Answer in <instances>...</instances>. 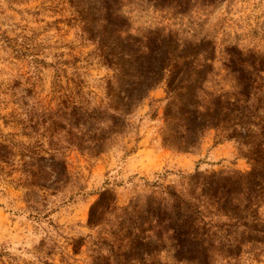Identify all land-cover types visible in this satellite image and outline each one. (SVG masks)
Listing matches in <instances>:
<instances>
[{
	"label": "rangeland",
	"instance_id": "obj_1",
	"mask_svg": "<svg viewBox=\"0 0 264 264\" xmlns=\"http://www.w3.org/2000/svg\"><path fill=\"white\" fill-rule=\"evenodd\" d=\"M71 12L67 0H0V264H86L121 207L162 196L167 186L180 190L196 168L204 173L248 169L239 146L216 140L212 130L191 152L163 146L162 85L125 118L99 153L93 132L64 126L50 134L47 123L35 125L58 106L91 108L106 102L110 71L69 21ZM121 12L133 35L172 30L184 39L214 42L213 70L198 92L201 108L217 95L237 96L226 47L264 57V0L197 4L187 14L146 0H122ZM106 188L115 209L104 212L98 225H88L89 206ZM258 212L264 218V199ZM156 230L163 247L155 258L182 264L172 256L171 231L152 226L148 234ZM75 239H81L76 253ZM227 261L216 256L213 264ZM237 264H264V243L245 247Z\"/></svg>",
	"mask_w": 264,
	"mask_h": 264
},
{
	"label": "trees",
	"instance_id": "obj_2",
	"mask_svg": "<svg viewBox=\"0 0 264 264\" xmlns=\"http://www.w3.org/2000/svg\"><path fill=\"white\" fill-rule=\"evenodd\" d=\"M67 1L72 11L69 21L93 45L91 54L110 71L104 86L106 102L91 108L84 103L58 106L44 112L35 125L47 123L50 134L64 126L69 131L93 132L99 153L125 118L162 85L166 100L160 130L163 146L191 152L212 130L216 140L235 142L248 165L245 171L204 173L196 168L185 176L180 190L167 186L162 196L121 207L105 232L108 236L100 237L86 264H165L155 258L163 246L159 230L148 234L152 226L171 231L172 256L178 263L213 264L219 256L237 264L245 247L264 243V218L258 212L264 199V57L234 45L226 47L237 96L217 95L201 108L198 92L213 70L211 39H184L172 30H150L143 38L128 32L122 0ZM146 1L155 8L187 14L197 4L222 0ZM60 163L64 168V162ZM109 194L106 188L91 203L88 225H98L104 212L115 209ZM72 244L73 252H78L81 239Z\"/></svg>",
	"mask_w": 264,
	"mask_h": 264
}]
</instances>
